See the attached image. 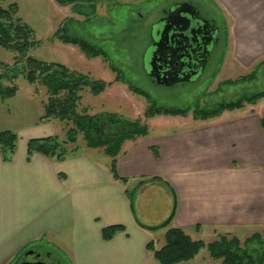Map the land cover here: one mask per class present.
<instances>
[{"label":"crops","instance_id":"0c3cea01","mask_svg":"<svg viewBox=\"0 0 264 264\" xmlns=\"http://www.w3.org/2000/svg\"><path fill=\"white\" fill-rule=\"evenodd\" d=\"M257 50L259 54L240 57L243 52L237 48V66L252 72L264 68V39ZM225 57L221 71L229 66ZM261 113L244 108L177 129L148 125L153 130L126 142L117 158L116 172L124 182L112 178L111 159L91 149H81L64 161L34 154L27 162L24 144L11 162L0 157V263L9 253L5 264L15 261L19 250L49 236L72 252L73 264H157L146 245L153 241L161 248L168 228L182 229L206 243L220 235L245 239L262 232ZM161 119L172 117H155L149 123ZM54 134L45 127L32 138ZM150 178L154 179L140 185ZM171 215L167 228H145L159 226ZM7 222L8 229H3ZM114 225L125 230L103 241L101 230ZM23 227H28L27 234Z\"/></svg>","mask_w":264,"mask_h":264},{"label":"rangeland","instance_id":"374dc122","mask_svg":"<svg viewBox=\"0 0 264 264\" xmlns=\"http://www.w3.org/2000/svg\"><path fill=\"white\" fill-rule=\"evenodd\" d=\"M174 1L188 0H96L95 15L90 18L76 14L73 11V4L62 6L55 0H13V3L18 6V17L31 27L35 41L39 42L36 48L29 51L28 56L44 62L60 63L69 70L106 84L105 90L96 96L88 90L82 91L79 111L83 109L91 115L113 113L127 120L139 119L141 123L155 129L167 128V126L177 129L193 121H200L193 118L192 111L195 109H210L218 103L236 102L241 97L264 90V68L256 69L255 77L252 79L232 82L248 77L247 75L253 71L237 66L234 58H236V52L240 55L237 48L243 52L240 57L259 54V50L255 51V49L258 41L264 39V0H192L201 9L208 11V15L219 29V53L214 57V64L195 85L165 88L153 84L146 76L147 48L151 41V26ZM91 4H84L83 7H89ZM2 6L6 7L7 4ZM67 20L71 22L70 31L73 34L102 50L104 55L88 59L76 46L63 44L57 39L49 40L60 26H66ZM254 40H256L255 43L252 42ZM249 42H252L251 45ZM15 57L14 53L0 48V62L10 67ZM224 57L229 66H225L224 71H221ZM16 69L21 72L22 64ZM5 71V67L0 66V75L4 76ZM3 76L0 77V87L10 86ZM12 83L17 88L16 95L10 99L0 98V131L8 130L17 135L16 151L45 127L53 129L56 133L50 136H57L60 140H64L68 124L58 120L39 122L43 115V104L47 100L45 88L37 84H28L20 74ZM130 86L147 96L134 93ZM150 104L189 108L191 111L186 116L172 117L170 120H155L150 125V119L144 118L145 109ZM244 108L247 111L257 109L263 112L264 98L255 105L244 104L241 109ZM75 147L77 150L71 155L81 149H88L80 135L77 137L76 144L69 146L70 149ZM90 152L109 159L100 150L91 149ZM19 223H16V230ZM2 228L8 229V222L6 228L4 225ZM12 229H14L13 226ZM23 230L26 234L28 233V227H23ZM18 236L21 235L18 234ZM189 237L193 241L206 243V241ZM238 238L241 241L244 240L241 236ZM153 239L158 240V233L153 234ZM71 240L70 236L68 241L71 242ZM161 243L164 244L163 239ZM29 248L48 251L60 261V264H73L72 252L56 245V236H49L48 240L46 238L36 240L26 246L23 251L19 250L17 255L21 253L22 256V253ZM10 254L12 253H9L8 257L11 256ZM8 257L4 258L0 264L3 262L5 264L11 259ZM193 260L191 264L217 263L209 258L206 250H201ZM16 261V259L11 260L7 264H16Z\"/></svg>","mask_w":264,"mask_h":264},{"label":"trees","instance_id":"16d2710c","mask_svg":"<svg viewBox=\"0 0 264 264\" xmlns=\"http://www.w3.org/2000/svg\"><path fill=\"white\" fill-rule=\"evenodd\" d=\"M58 4L65 6L73 4V11L86 18L95 15L96 0H55ZM79 2H81L79 4ZM7 4L3 7L2 4ZM89 7H83L84 4ZM68 21V20H67ZM70 23V24H69ZM71 22L66 26H60L49 40L57 39L63 44L76 46L86 58L103 56L102 50L93 44L73 34ZM39 42L35 41L34 31L18 17V6L13 0H0V48L16 55L12 66L0 62L5 67V75L10 86L0 87V98L10 99L17 93V88L11 82L20 74L28 84H37L45 88L47 100L43 104V115L40 123L58 120L66 123L65 139L60 140L57 136L43 138H31L26 144V161L29 162L34 154H39L57 161H64L69 155L77 150L70 149L75 145L80 135L85 147L100 150L111 159L109 171L114 180L124 182L116 172L117 158L122 152L125 142L135 141L148 134V126L141 120H127L113 113L88 114L87 111L78 110L81 100L80 93L88 90L92 95L101 94L106 84L102 81L90 79L87 75L69 70L60 63L44 62L28 56L30 50L37 47ZM22 64V71L18 72L16 67ZM248 77L232 81L234 83L252 79L255 71ZM230 83V81L228 82ZM12 85V86H11ZM130 89L134 93L147 96L137 88ZM264 98V90L259 93L241 97L236 102L218 103L210 109H195L192 111L195 120L206 121L221 116L224 112L241 109L244 104L255 105ZM191 109L161 107L150 104L146 107L144 118L146 120L155 117H178L186 116ZM260 126L264 134V111L260 116ZM17 135L11 131H0V157L2 162L9 163L16 152ZM157 155V153H156ZM154 179V178H153ZM150 179H143L140 185ZM132 195V193H131ZM172 221V215L161 225L156 227H145L148 230L167 228ZM125 228L120 225L105 227L101 230L103 241H110L114 236L123 232ZM164 244L156 249L153 241L146 245V250L152 254L157 264H184L192 261L201 250H206L209 258L216 264H264V230L260 233L240 240L229 235H220L210 243L193 241L179 228H168L163 236ZM21 253L17 255L19 259Z\"/></svg>","mask_w":264,"mask_h":264},{"label":"flooded vegetation","instance_id":"af4514ba","mask_svg":"<svg viewBox=\"0 0 264 264\" xmlns=\"http://www.w3.org/2000/svg\"><path fill=\"white\" fill-rule=\"evenodd\" d=\"M174 9L180 10L182 12L181 13L182 15L187 16L188 18H191L193 24L196 25L194 30H192V32L193 31L194 32L192 33L191 36H188V37L181 36L180 38H178L176 37V35L172 36L173 34L172 33L170 35L169 41L166 44V47L164 46L167 49L163 50L162 48H160V51H159L161 66H163L164 63L168 61V52L171 53L170 56L172 58H171L170 64L172 66V69L170 70V76H169L171 80L177 79L174 76L176 74L184 75L183 77L185 79H187V77L191 78L190 82L175 84L173 88L174 87L176 88V87H181V86L184 87L186 85H195L198 81H200L204 77L209 67L214 64L215 55L219 53L220 35H219V29L214 24L213 19L208 15V11L201 9V7L197 5L195 2H193L192 0L174 1L171 4H169L167 6V9L163 11V15L156 21L155 23L157 24L156 29L162 28L161 20L166 19L169 12H171ZM189 11L191 14L189 13ZM205 22H208L209 25L206 24ZM183 23H184L183 25H186L185 22ZM211 35L213 36L212 39H210ZM152 39L158 40V38H156V34L154 36L153 35L151 36V40ZM189 41H191L190 42L191 52H193V56L189 54L188 50L186 52H178V53L175 52V49H177L178 46L182 45L183 42H189ZM208 41L211 42V44L209 46L210 47L209 52L206 54L202 51L201 47L202 45L207 44ZM154 43L156 42L153 41V44ZM169 45H173L175 48L171 50V48H169ZM180 56L189 57V58L187 60L183 58L182 61L180 62L179 61ZM193 58H196L198 62L197 64H194L191 61ZM145 72H146L147 78L153 84H155V82H153V79L148 77V72H149L148 66ZM194 73L195 75H193ZM27 250H35L36 252H38L39 256L35 259L33 264H60V261L56 259L55 257H53L51 253H49L48 251H40V250H37L36 248H29ZM26 251L22 253V256L19 258V261L18 260L16 261V264H21V262L23 261L24 253Z\"/></svg>","mask_w":264,"mask_h":264},{"label":"water","instance_id":"95a60500","mask_svg":"<svg viewBox=\"0 0 264 264\" xmlns=\"http://www.w3.org/2000/svg\"><path fill=\"white\" fill-rule=\"evenodd\" d=\"M181 13L182 12L180 10L174 9L171 12H169L166 19L161 20L162 23L161 29L159 28L156 29L157 24H154L151 28L150 38L152 35L154 36L156 34V38H158V40L152 39L150 41L149 47L147 48L148 51L147 66L149 67L148 77L152 78L153 82H155V85L157 86H161L165 88H173L175 84L186 83L191 81V78L187 77V79H185L183 77L184 75L182 74L174 75L177 79L171 80L169 78L170 70L172 69V66L170 64L172 58L170 56L171 55L170 52H168V61L164 63L163 66H161L160 63V54H159L160 48H162L163 50L167 49L165 47L172 33H173L172 36L176 35V37L180 38L181 36H186V37L191 36L192 33L194 32V31L192 32V30H194L196 25L193 24L192 19L182 15ZM183 22H185L186 25H183L184 24ZM205 23L209 25L208 22ZM212 37L213 36L211 35L210 39H212ZM153 41H155L156 43L153 44ZM190 42L191 41L183 42L182 45L178 46L177 49H175V52L176 53L186 52L188 50L189 54L193 56V52H191ZM210 44L211 42L208 41L207 44L202 45L201 49L204 53L207 54L209 52ZM169 48L173 50L175 47L173 45H169ZM183 58L187 60L189 57L180 56L179 61L181 62ZM191 61L194 64L198 63L196 58H193ZM145 70H147V68ZM193 75H195V73ZM38 256H39L38 252H36L35 250H28L24 253L23 261L21 262V264H33Z\"/></svg>","mask_w":264,"mask_h":264}]
</instances>
